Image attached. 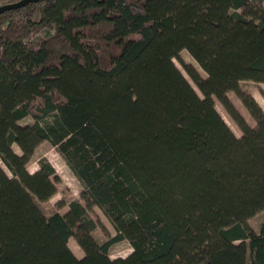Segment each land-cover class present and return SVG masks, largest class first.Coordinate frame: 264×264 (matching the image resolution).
Wrapping results in <instances>:
<instances>
[{"label": "trees", "instance_id": "16d2710c", "mask_svg": "<svg viewBox=\"0 0 264 264\" xmlns=\"http://www.w3.org/2000/svg\"><path fill=\"white\" fill-rule=\"evenodd\" d=\"M183 50L205 74L180 61L199 93L174 63ZM249 80L264 83V0H37L0 13V264H264V221L248 225L264 210V111ZM43 141L87 204L44 211L59 177L45 158L27 167ZM92 205L114 229L106 240ZM124 241L131 252L111 258Z\"/></svg>", "mask_w": 264, "mask_h": 264}, {"label": "rangeland", "instance_id": "374dc122", "mask_svg": "<svg viewBox=\"0 0 264 264\" xmlns=\"http://www.w3.org/2000/svg\"><path fill=\"white\" fill-rule=\"evenodd\" d=\"M16 0H0V5L14 2ZM179 59H174V63L176 66L181 70V72L184 74V76L187 78V80L190 82L192 87L196 90L197 93H199L196 85L192 82L190 77L186 74L182 64L180 61L193 65L202 76H205L204 72L201 70V68L198 66V64L195 62V60L190 56V54L183 50L180 52ZM241 87L243 90L248 92L250 95L253 96V98L258 102V104L261 106V108L264 111V83L260 82H254V81H244L241 83ZM228 96L234 106L239 110V112L243 115L245 120L250 124L254 125L255 121L250 116L248 110L244 107L242 101L240 98L236 96V94L233 91H230L228 93ZM215 107L217 111L220 113L222 118L225 120V122L229 125V127L232 129V131L237 135L240 136L241 131L237 124L231 119L229 114L226 112L223 105L216 100L215 101ZM31 122V118H26L23 123H29ZM13 148L16 152H19V149L16 145H13ZM40 158L47 159L51 165L54 167L56 174L59 177V180L57 182V191L56 193L46 202H43L41 205L45 212L51 213L54 210H59L61 213L65 212L67 210V206H63L59 208L57 206L58 201H63L64 203L67 202V200L70 197H76L81 202L87 204L85 198L83 197V189L77 178L74 176V174L71 172V170L66 165L65 161L61 157V155L58 153V151L47 141L41 142L35 149V152L33 156L31 157L27 167L30 172L35 171L38 168V160ZM88 210L92 217L98 222V227L96 228L94 235L99 241L106 240L109 236L114 234V229L111 226L108 219L104 216V214L101 212V210L95 206H88ZM264 221V210L258 212L253 217H251L248 220V225L254 229L258 230L260 224ZM69 248L72 250V252L77 256L81 257L83 255L82 249L78 246L76 240L74 238H70L68 241ZM131 252V246L127 242H120L115 245H113L110 249V257L116 258V257H125Z\"/></svg>", "mask_w": 264, "mask_h": 264}, {"label": "water", "instance_id": "95a60500", "mask_svg": "<svg viewBox=\"0 0 264 264\" xmlns=\"http://www.w3.org/2000/svg\"><path fill=\"white\" fill-rule=\"evenodd\" d=\"M33 1H37V0H16L14 2L2 4L0 5V13H3L4 11H7V10L23 7L26 4L33 2Z\"/></svg>", "mask_w": 264, "mask_h": 264}]
</instances>
